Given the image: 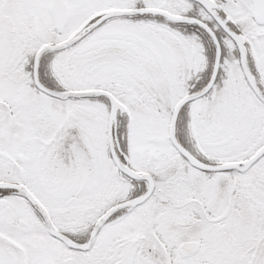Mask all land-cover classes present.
<instances>
[{"label": "snow or ice", "instance_id": "6c2138e0", "mask_svg": "<svg viewBox=\"0 0 264 264\" xmlns=\"http://www.w3.org/2000/svg\"><path fill=\"white\" fill-rule=\"evenodd\" d=\"M0 264H264V0H0Z\"/></svg>", "mask_w": 264, "mask_h": 264}]
</instances>
